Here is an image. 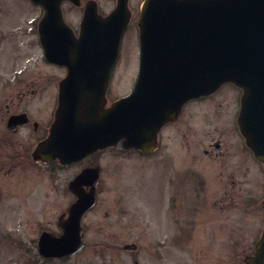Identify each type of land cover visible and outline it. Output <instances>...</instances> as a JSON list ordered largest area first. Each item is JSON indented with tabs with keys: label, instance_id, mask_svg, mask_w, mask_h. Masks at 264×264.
<instances>
[{
	"label": "rangeland",
	"instance_id": "374dc122",
	"mask_svg": "<svg viewBox=\"0 0 264 264\" xmlns=\"http://www.w3.org/2000/svg\"><path fill=\"white\" fill-rule=\"evenodd\" d=\"M95 1L105 10L113 3ZM140 3L141 0H134V4ZM80 8L63 7L67 19L72 21ZM36 13L29 0H0V86L1 82L10 81V86L0 88V264H133V251L123 249L127 243L136 245L142 264H243L244 258L253 253L263 226L260 200L264 195V168L251 158V153L244 155L237 149L239 138L232 115L239 95L235 87L227 84L195 103L198 116L189 126L181 118L161 130L160 145L154 153L144 155L132 149L123 150L120 145L104 149L99 159L102 178L98 202L82 223L84 249L66 259H44L38 255L39 233L61 232L60 222L65 219L72 199L65 192V184L75 167L53 174L42 163L11 166V156L25 150L30 153V144L26 142L41 131H32L29 125L16 134L9 132L5 126L8 113L26 105L31 118L46 124L51 107L47 92L38 100L18 93L21 88H28L25 83L30 79L37 80L38 75L41 78L50 71L40 59L37 35L32 32ZM139 13L138 10L132 20L131 32L123 38L109 101L131 88L137 66L133 31ZM17 74L24 78L15 85ZM38 106L41 107L37 109ZM175 137H182L181 144ZM214 141L222 144V154L212 148ZM165 143L168 149L164 150L161 146ZM205 149L212 153L205 155ZM227 153L232 157H226ZM166 155L174 156L185 190L205 187L198 201L193 200V192L183 194L178 212L185 237L178 244L172 238L176 228L164 225L160 207L162 187L177 184L175 166L166 167L164 163ZM226 158L233 163L232 167L225 165ZM240 163L242 175L236 171ZM191 171L198 173L199 180L190 177ZM232 173L235 176L230 178ZM231 179L236 183L234 187ZM223 190L231 192L233 199L220 198ZM248 196L257 202L247 203ZM168 214L171 217L174 213ZM158 242L163 244L160 259L153 256Z\"/></svg>",
	"mask_w": 264,
	"mask_h": 264
},
{
	"label": "water",
	"instance_id": "95a60500",
	"mask_svg": "<svg viewBox=\"0 0 264 264\" xmlns=\"http://www.w3.org/2000/svg\"><path fill=\"white\" fill-rule=\"evenodd\" d=\"M32 1L45 11L41 31L59 26L67 30L62 0ZM126 1L118 0L106 16L97 13L94 1L89 2L77 39L70 37L58 54L44 44L46 52L58 59L52 60L67 67V76L60 83L55 121L33 158L69 163L118 141L124 148L149 151L161 125L187 99L230 81L243 90L240 129L255 157L264 162V0L144 1L133 90L105 108V91L129 19ZM14 122L24 120L11 116V129ZM97 178V168H85L70 182L77 199L61 223L60 235L47 231L39 235L40 255L63 257L83 249L80 218L94 205ZM245 264H264V226Z\"/></svg>",
	"mask_w": 264,
	"mask_h": 264
},
{
	"label": "flooded vegetation",
	"instance_id": "af4514ba",
	"mask_svg": "<svg viewBox=\"0 0 264 264\" xmlns=\"http://www.w3.org/2000/svg\"><path fill=\"white\" fill-rule=\"evenodd\" d=\"M83 1H86V0H83ZM112 2L113 3H112V5H110L109 9L105 10L102 7L99 8V6H98V11L100 13L108 12L116 4L117 0H112ZM85 3L86 2H84V5H85ZM62 5H63V7L65 5L71 6V4L68 1L62 2ZM84 5L77 6L78 8H80V7L81 8L79 9L77 17L74 18V21H72L70 18H69V20L67 19V14H66V12L63 9L64 19L67 22V24L69 26V29H71V32H73V34L75 36H77L78 32H79V24H80L81 14L83 12ZM128 6H129V10H130V20H129V23L127 25V29H126L125 35L129 34L131 32L132 20L137 15V12H138L139 7H140V6H138V4H134V0H128ZM34 7L37 9V13H36L34 21L32 23V32L36 33V35H37V44L39 45V47L41 49L40 59L50 69V71L49 72H45L42 75L41 78L38 75V79H37L38 81L30 79L29 82L25 83V85H28V88L26 90L21 88V90L18 93L21 92L20 96H25V94L29 95V96H35L37 98V100H38L39 96L41 94L47 92L48 96L51 97V107H50V110H49V116H48L46 124H41L39 122V120L31 118L32 116L30 117L29 112L27 110L28 107H26V105H23V107L8 113V115L6 117V121H5V126H6V128H7V130L9 132H11L13 134H16V133H18L20 131L19 130L20 128H23V127H26V126H29V125H31V127L33 129L32 131H38V130L41 131V133L36 135L33 139H31V141H27L26 142V144H30V146H29V148L31 149L30 153H26L27 151L25 150V152L17 153V154H14V155L11 156V166L22 165L23 163H28V162H33V163H36V164L39 163V162H36V161H34L32 159L31 152H32L35 144H37L40 140H42L47 135V133L49 132V128H50L51 123H52V121L54 120V117H55V111H56L57 101H58L59 84H60L61 80L63 79V77H65V75L67 74L66 67H64L63 65L52 63V62H49V61L46 60L45 51L43 49V41L46 42V40L50 38L51 42H48V43L46 42V44H49V45L50 44H52V45L53 44L60 45L63 42L65 44L66 43V38H68V36H70V34L68 33V31H65V29L62 26H59L56 29H48V32L49 31H51V32L50 33L46 32V34H43L42 31L40 30V20L42 19L43 10L41 9L40 6L36 5ZM23 78L24 77L21 74L15 75V85H18V84L22 83ZM111 80H113V74H112ZM8 86H10V81H4V82H1L0 88L3 89V87L6 88ZM114 99L115 98H112L111 101H113ZM111 101H109V99H108V103L111 102ZM198 101H199V98H192V99L188 100L187 102H185L183 104L179 114L175 118H172V119H169L168 121H166L163 124L161 130H164L166 127L169 128V126H171L172 124L178 122L181 118H183L185 123H186V125L189 126L190 122L193 121L194 116L195 115L198 116L197 107L195 106L196 105L195 103H197ZM16 105H19V103H17ZM5 107L9 108V105L6 104ZM39 107H41V106H38L37 109ZM235 112H236V104H235V108L233 109V115L231 113L233 120H234ZM23 113L25 114V119H26L25 122L24 123L14 122V124H13L14 130L9 129L7 127V119L9 118V116L12 115V114H23ZM234 121L236 123V125L234 126V129L236 131L235 133H236V135L239 138V141H237V144H236L237 145V149L242 150V152H244V155L247 154L248 152L252 154L251 150L246 145V142H245L243 136L240 133V130H239V127L237 125L236 119ZM183 137H185V135H183ZM173 139L178 141L181 144L182 137H180V139L177 138V137H175ZM174 143H177V142H174ZM163 147H164V150L168 149L166 143H165V146L162 144L161 148L163 149ZM212 148H214V150L218 151L219 154H222L223 146H222V144L219 143V141H214L212 143ZM134 151L142 153L139 150H135L134 149ZM170 151H172V149ZM153 152L144 153V154L145 155L146 154H151ZM101 153H102V151L95 152L93 154H90V155L82 158L79 161H76V162H73V163H70V164H66V165H62L56 160L52 161V162H50L48 164H43V163L42 164L45 167H47L48 170L53 171V174H56L58 171H63L65 169H71L72 167H75V170H74L73 174L66 180V184H65L66 185L65 192L67 191V192H69L71 194V198L72 199L70 201V204L76 199V195L69 188L70 181L83 168H85V167H98L99 168V175H98V181H97L96 188H95V191H96L95 206H96V204L98 202V198H99L98 185L101 182V178H102L101 166L99 165V159L101 157L100 156ZM210 153H212V150H208V151L206 149L204 150V154L205 155H209ZM228 155H230V153H227L226 157ZM234 156H235V154L233 153V157ZM252 156H253V154H252ZM173 157L174 156L166 155L164 163L166 164V167H169L170 165H174L175 169H176L177 168V164L175 163L176 160L174 161ZM229 157H232V156L230 155ZM228 158H226L224 160V162L226 163L225 165H230L232 167L233 163H230V162L228 163V160H230ZM251 158H254V156L251 157ZM241 165H242V163H240L237 166V169H236V171L240 175H242V166ZM262 166L264 168L263 164H262ZM168 169H167L166 172H168ZM179 171L180 170H178V169H176V171H175V176L177 178L176 187H162V192H161L162 196L160 195L161 196L160 197L161 198V201H160L161 202L160 203L161 206L160 207H162V216L164 218V225L165 226H171V227L175 226L176 231L172 233V238H174L176 244H178L185 237V233H184L185 228H184V226L181 225V221H180L181 220V216H180V214L178 212V207H179L180 202L182 201L183 194L186 191L187 192H191V194L193 192V194H194V195H192L193 200H197L198 201L201 198V195H200L201 192H203L204 189H205V187H200L199 186V187H192V191H191V187L189 189L185 190L184 187H182L183 184H182L181 177H182L183 174L180 175ZM222 175H225L224 172H222ZM233 176H235L233 173L230 174V178H232ZM190 177L193 178V180L194 179L196 181H197V179L199 180L198 173L195 172V171H191L190 172ZM168 180H169V178L166 177V182ZM171 184H172V186L174 185L173 177H171ZM231 184H232L233 187L236 184L233 179H231ZM63 187H65V186H63ZM83 187H84V191H88L89 187H87V186H83ZM263 197H264V195H262L261 198H263ZM220 198H222V199L223 198H227V199L232 200L233 196H232L231 192L229 193L228 191L223 190ZM248 202L255 203V202H257V200L255 198L251 197V196L250 197L248 196L247 203ZM168 211H173L174 214H172L171 217H169ZM89 212L90 211L85 213L83 215L82 219H84V217ZM83 230L84 229L82 227V231ZM157 247H158V249L157 248L154 249L153 256L160 259L161 256H162L161 248L163 247V244H161V242H158ZM132 251H133L132 261L135 264V261L137 260V254H136L137 249L135 248V246L133 247Z\"/></svg>",
	"mask_w": 264,
	"mask_h": 264
}]
</instances>
